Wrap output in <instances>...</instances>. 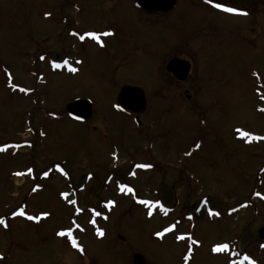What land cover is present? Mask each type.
<instances>
[{
	"label": "rangeland",
	"instance_id": "1",
	"mask_svg": "<svg viewBox=\"0 0 264 264\" xmlns=\"http://www.w3.org/2000/svg\"><path fill=\"white\" fill-rule=\"evenodd\" d=\"M199 1L140 23L132 0H0V264H264V0ZM124 85L145 91L139 124Z\"/></svg>",
	"mask_w": 264,
	"mask_h": 264
},
{
	"label": "water",
	"instance_id": "2",
	"mask_svg": "<svg viewBox=\"0 0 264 264\" xmlns=\"http://www.w3.org/2000/svg\"><path fill=\"white\" fill-rule=\"evenodd\" d=\"M136 7L144 9L147 13H166L175 5V0H133ZM190 65L187 61L177 58L171 59L167 66V72L177 80L183 81L189 73ZM119 108L127 113L135 115L137 124L138 115L146 110V98L139 87L122 86L116 97ZM65 112L76 120H89L92 114V105L88 100H76L65 106ZM258 238L264 240V227L258 230ZM133 264H146L143 257L134 254Z\"/></svg>",
	"mask_w": 264,
	"mask_h": 264
},
{
	"label": "snow or ice",
	"instance_id": "3",
	"mask_svg": "<svg viewBox=\"0 0 264 264\" xmlns=\"http://www.w3.org/2000/svg\"><path fill=\"white\" fill-rule=\"evenodd\" d=\"M206 3L212 4L215 8L220 9V10H222L224 12H227V13L243 14V15H246L247 14V13L242 12L241 10L237 9L236 7H229L225 3H214V0H206ZM107 34H109V33H106V35ZM86 35L91 36L93 39H96L97 38L96 37V34L95 33H92V32L86 33ZM80 39L83 40L84 39V36H80ZM65 63H67V61H65ZM53 66L54 67H59V65H57V64H54ZM71 70L72 71H76L75 68H72ZM21 91H25V90L24 89H21ZM261 110L264 111V109H261ZM237 131L239 132L240 130L238 129ZM240 134H241V136H245V137L249 135V133H247V132H240ZM197 147H199V145H197ZM137 167H144V168H146V167H149V165H138ZM30 171H31V169H29V172ZM17 175H20V173H17ZM44 176L45 177L48 176V172H45L44 173ZM120 187H121V190H125V186L124 185H121ZM126 190L128 192H131L132 191L131 188H127ZM33 191H36V189L34 188ZM61 196H67V193H61ZM68 202L69 203H72V204L76 203L73 200H69ZM109 203H112V202L109 201ZM139 203H141V204H151L150 201H146V200H140ZM77 211H80V209H77ZM16 214L17 213H13V215H16ZM148 214L151 216L152 215L151 211H149ZM19 215H21V216L25 215V212H24L23 209L20 210ZM47 215H48L47 212H42L39 216H27V219L39 221L42 216L43 217H46ZM97 215H99V213H97ZM216 215H219V213H216ZM3 223H4V221L3 220H0V224H3ZM168 231H170V229L165 228L164 229V232H157L156 235L159 237V236H162L164 233H166ZM97 233H98V235H103V233L100 230H97ZM57 235L58 236H61V237L67 235L69 237V239H71V242H72L73 247L79 248V245H77L75 239H73L71 237V230H68L67 233L64 230H61V231H59L57 233ZM177 239H183V237L178 236ZM227 248H228V245L227 244H222V245L213 247L212 250L214 252H220V251L227 250ZM187 259H188V257L186 256L185 257V260H187ZM245 259H247V257H245Z\"/></svg>",
	"mask_w": 264,
	"mask_h": 264
},
{
	"label": "flooded vegetation",
	"instance_id": "4",
	"mask_svg": "<svg viewBox=\"0 0 264 264\" xmlns=\"http://www.w3.org/2000/svg\"><path fill=\"white\" fill-rule=\"evenodd\" d=\"M234 1H237V2L240 1V3H239V4H236ZM241 1H242V0H214V3H225V4H226L227 6H229V7H236L237 9H239V10L242 11V3H241ZM199 5H200V6H208V7L211 9V11L213 12V14H217V15H221V16H225V15H229V16H230V15L232 14V13H227V12H224V11H222V10H220V9L215 8L212 4L206 3V0H200V1H199ZM175 9H177V0H175V5H174V7H173L170 11H168V12H166V13H151V14H149V13H147L144 9H139V8H136V7H135V10H137V14L140 16V17H139L140 23L142 22V16H145V18L164 17V16H166V15L171 14ZM233 16H235V15H233ZM236 16L241 17L242 14H238V15H236ZM166 17H167V16H166ZM143 19H144V18H143ZM146 20H147V19H146ZM141 25H146L145 20H143V24H141ZM171 54H172V53H168L167 55H171ZM173 58H177V59H179V60L187 61V62L189 63V65H190L189 73H188L186 79L183 80V81L177 80L176 78H174V76H173L171 73L167 72V70H166V66H167L168 62H169L171 59H173ZM192 68H193L192 60H187V59H185V58H181V57H179V56H174V55H172V56L169 58V60L166 62V64H165V69H164V70H165V73L169 74V75H170L173 79H175L177 82H179V83H184V82L189 78V76H190V74H191V72H192ZM124 86L140 87V86H134V85H124ZM143 90H144V89H143ZM185 93H187V90H185ZM144 94H145V91H144ZM186 96H187V95H186ZM187 98L189 99L190 96H187Z\"/></svg>",
	"mask_w": 264,
	"mask_h": 264
}]
</instances>
